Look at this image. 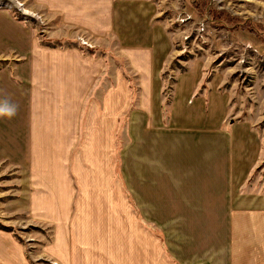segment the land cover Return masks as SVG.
Masks as SVG:
<instances>
[{"label": "crops", "instance_id": "obj_1", "mask_svg": "<svg viewBox=\"0 0 264 264\" xmlns=\"http://www.w3.org/2000/svg\"><path fill=\"white\" fill-rule=\"evenodd\" d=\"M42 3L61 16L58 36L76 28L91 36L94 47L103 49L95 54L75 45L47 47L33 38L21 50L26 55L24 81L13 106L14 116L21 119L24 146L21 150L13 145L15 153H24L20 163L29 166L34 183L29 188L31 212L52 231L51 240L43 244L44 253L61 264H264V191L240 187L254 159L243 171L230 159L231 144H224L222 151L217 143L219 148L214 143L205 145L200 130L205 128L206 107L203 97L193 100L199 85L196 79L179 77L173 123H163L166 62L158 47L151 3ZM105 51L115 53L124 65L110 60ZM127 113L130 119L122 130L152 132L151 172H171L173 144L180 142L176 148L187 159L186 179L198 185L199 196L216 197L215 202L219 197L221 202L198 205L200 212L211 213L208 220L218 231L202 239L198 252L185 247L189 237L184 235L182 241L171 237L164 252L151 220H124L114 209L119 205L109 199L116 192L111 188L110 146L112 133L119 131ZM10 136L17 138L14 132ZM0 264L29 263L23 248L6 239L0 240Z\"/></svg>", "mask_w": 264, "mask_h": 264}, {"label": "rangeland", "instance_id": "obj_2", "mask_svg": "<svg viewBox=\"0 0 264 264\" xmlns=\"http://www.w3.org/2000/svg\"><path fill=\"white\" fill-rule=\"evenodd\" d=\"M42 1L0 0V107L15 106L14 100L22 94L26 55L21 50L33 38L47 47L75 45L95 54L103 50L93 46L90 35L76 28L58 36L63 28L61 16L54 15ZM147 1L155 14L158 47L166 62L162 71L163 123L172 122L179 77L196 79L199 85L193 100L203 97L206 107L205 128L200 130L205 145L214 143L222 151L224 144H231L230 159L243 171L254 159L240 187L264 191V0ZM26 9L30 14L24 13ZM104 54L124 65L115 53ZM129 119L127 113L119 131L112 133L111 188L116 192L109 199L119 205L114 209L124 220H151L164 252L171 237L182 241V235L189 237L185 247L198 252L204 237L218 233L208 220L211 213L200 212L198 205L221 202L219 197L215 202L216 197L199 196L198 185L186 179L187 159L176 148L180 142L173 144L171 172H151L152 132L122 130ZM22 129L20 117L0 116V240L21 246L29 264H61L43 251L44 242L51 240V228L43 226L31 212L29 188L34 183L29 179V166L24 168L26 165L20 163L24 153H15L13 145L23 149ZM13 132L16 140L10 136ZM194 134L197 137L198 133ZM151 188L155 195H150Z\"/></svg>", "mask_w": 264, "mask_h": 264}, {"label": "clouds", "instance_id": "obj_3", "mask_svg": "<svg viewBox=\"0 0 264 264\" xmlns=\"http://www.w3.org/2000/svg\"><path fill=\"white\" fill-rule=\"evenodd\" d=\"M16 114V108L13 107H0V116H7L9 118Z\"/></svg>", "mask_w": 264, "mask_h": 264}, {"label": "bare ground", "instance_id": "obj_4", "mask_svg": "<svg viewBox=\"0 0 264 264\" xmlns=\"http://www.w3.org/2000/svg\"><path fill=\"white\" fill-rule=\"evenodd\" d=\"M18 5H22V3H20V4H18ZM24 13H26V14H30V12L27 11V9L24 11Z\"/></svg>", "mask_w": 264, "mask_h": 264}, {"label": "built area", "instance_id": "obj_5", "mask_svg": "<svg viewBox=\"0 0 264 264\" xmlns=\"http://www.w3.org/2000/svg\"><path fill=\"white\" fill-rule=\"evenodd\" d=\"M52 264H56L55 262H52Z\"/></svg>", "mask_w": 264, "mask_h": 264}]
</instances>
